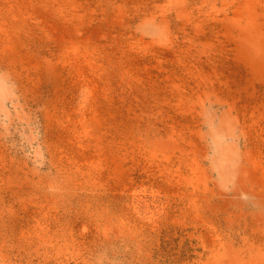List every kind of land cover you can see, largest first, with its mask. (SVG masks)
<instances>
[{
    "label": "rangeland",
    "instance_id": "rangeland-1",
    "mask_svg": "<svg viewBox=\"0 0 264 264\" xmlns=\"http://www.w3.org/2000/svg\"><path fill=\"white\" fill-rule=\"evenodd\" d=\"M0 264H264V0H0Z\"/></svg>",
    "mask_w": 264,
    "mask_h": 264
}]
</instances>
